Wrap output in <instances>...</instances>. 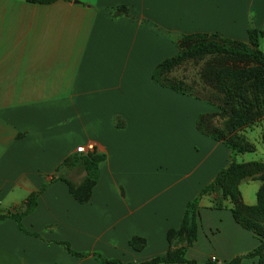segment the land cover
<instances>
[{
    "label": "crops",
    "instance_id": "1",
    "mask_svg": "<svg viewBox=\"0 0 264 264\" xmlns=\"http://www.w3.org/2000/svg\"><path fill=\"white\" fill-rule=\"evenodd\" d=\"M248 25L264 29V0H0V213L21 209L30 191L49 182L20 217L24 230L0 218V264H99L92 251L136 263L165 252L167 229L231 151L196 128L209 103L151 73L177 51L173 36L245 40ZM245 136L252 139L249 130ZM86 142L102 158L80 203L56 177L80 179L83 170L63 160ZM244 152L234 159L250 160ZM249 179L256 183L241 187ZM258 184L239 180L244 203H254ZM216 196L198 200L188 259H230L258 243L228 200L211 205ZM133 235L144 239L138 249L129 244ZM237 264H257L256 257Z\"/></svg>",
    "mask_w": 264,
    "mask_h": 264
},
{
    "label": "trees",
    "instance_id": "2",
    "mask_svg": "<svg viewBox=\"0 0 264 264\" xmlns=\"http://www.w3.org/2000/svg\"><path fill=\"white\" fill-rule=\"evenodd\" d=\"M27 1L48 3L54 0ZM114 8L128 12L123 5H116ZM153 27L168 35L166 30L156 25H153ZM246 32V40L220 35L216 32L203 31L181 33L173 36L177 51L155 65L151 78L162 85L185 93L175 85L161 81L157 77L158 71L185 56L203 51L216 52L217 55H213L205 61L201 70V77L222 94V104L219 105V108L227 114L224 122L226 134L254 122L257 118L264 120V51L257 47L258 37H261L264 41V29L248 25ZM169 35L171 36V34ZM245 82H247V85ZM208 115V112L198 114L195 121L196 128L214 139L221 140L229 147L231 158L226 165L215 172L209 182L201 186L196 194L187 199L178 225L174 228H168L166 231L169 248L163 253L136 263L105 257L98 251H92V256L99 264H158L171 262L237 264L240 257L251 256L256 257L257 264H264V161L260 159L236 161L233 155L237 152L249 151L250 146L247 147V142L242 139H230L228 136L224 138L223 133L210 123ZM261 140L264 144V137ZM101 158V153L90 150L81 154L68 155L63 160L66 167L77 165L83 170V174L77 182L62 175L56 177L66 183L70 194L80 203L85 202L90 195L91 187L98 175L97 162ZM255 175L259 179V184L254 192L255 201L247 204L241 200L237 184L241 178L256 177ZM48 184L49 182L43 183L36 190L30 191L25 196L21 209L0 213V218L10 216L15 219L18 228L24 230L20 223V217L33 209L36 204L37 193ZM212 192L216 193L217 196L211 199V205L220 207L223 200H228L235 221L255 233L258 237V243L249 251L230 259L221 261H215L214 258L210 257L202 261L188 259L184 256V252L196 236L198 200L203 194ZM128 241L133 248L138 249L143 245L144 239L141 236L133 235ZM171 244H174V246H170ZM69 250L78 256L87 254V252Z\"/></svg>",
    "mask_w": 264,
    "mask_h": 264
},
{
    "label": "rangeland",
    "instance_id": "3",
    "mask_svg": "<svg viewBox=\"0 0 264 264\" xmlns=\"http://www.w3.org/2000/svg\"><path fill=\"white\" fill-rule=\"evenodd\" d=\"M257 47L264 51V41H262L261 37L257 38ZM217 54L218 53L216 52L203 51L197 54L182 57L173 61L165 68L159 70L157 77L165 83L175 85L179 89L185 91V93L188 95L201 100L203 99V101L205 100L207 103H209L211 110L207 111L209 113L208 119L210 120L211 124L218 128L221 133H223L224 138L228 136L230 139H242L246 141V146H250V150L245 151L244 154L251 159H264V152L261 149V145L263 144L261 139L264 137L263 119L257 118L254 120V122L243 125L237 128L235 131H232L228 134L225 132L226 128L224 127V122L227 114L224 110L219 108V105L222 104V94L218 92L215 87H212L207 82H205L201 77V70L205 61L209 57ZM245 84L247 85V82H245ZM247 130L252 133L251 140L246 139L245 133ZM260 141L262 144H260ZM255 178H257V176ZM255 183L256 179H249L245 182H242L241 187ZM252 195L253 187L250 189V196Z\"/></svg>",
    "mask_w": 264,
    "mask_h": 264
},
{
    "label": "built area",
    "instance_id": "4",
    "mask_svg": "<svg viewBox=\"0 0 264 264\" xmlns=\"http://www.w3.org/2000/svg\"><path fill=\"white\" fill-rule=\"evenodd\" d=\"M93 149V143L92 142H86V143H81L79 145L75 146V151L76 152H86V151H90ZM213 259V257H210Z\"/></svg>",
    "mask_w": 264,
    "mask_h": 264
}]
</instances>
